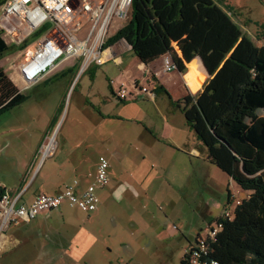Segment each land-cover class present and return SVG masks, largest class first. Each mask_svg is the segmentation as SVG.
I'll return each mask as SVG.
<instances>
[{
	"label": "crops",
	"instance_id": "obj_1",
	"mask_svg": "<svg viewBox=\"0 0 264 264\" xmlns=\"http://www.w3.org/2000/svg\"><path fill=\"white\" fill-rule=\"evenodd\" d=\"M126 23L115 20L107 42ZM263 43L257 42L259 45ZM104 58L103 64L92 63L86 67L87 70L84 69L83 75L87 71L91 74L90 88L86 90L80 85L78 97H75L74 87L64 115L65 99L76 77L83 72L81 59L59 63L52 73L26 90L16 85L6 64L3 65L5 56L0 60L9 80L25 95L22 103L0 114V181L12 192L23 191L22 202L30 203L39 193H57L75 182V190L82 192L93 181L98 158L102 155L110 162V182L96 189L100 203L108 196L127 195L126 185L118 180L122 174L118 175L112 168L114 159L121 160L123 156L118 150L119 143H128V130L120 134L117 128L114 129L118 120L132 121L144 127L148 139L145 146L147 151L157 144L195 155H200L204 150L186 124L182 111L173 105V101L183 98L194 100L211 79L199 57L186 63L183 72L166 68L169 55L145 64L134 55L130 44L121 38L112 44L106 43ZM99 69L109 81L106 91L96 89ZM59 76L69 78L63 82L62 90L57 88L54 91L50 83ZM134 82L153 89L154 96L141 95L134 100H119L116 91L122 85L130 88ZM160 86L161 89L155 90ZM43 88L46 90L41 91ZM183 128L185 133L181 131ZM119 136L124 141L116 139ZM50 138L55 143L54 153L41 161L39 149ZM229 196L228 192L227 200ZM64 204L55 210L39 213L29 223L18 221L10 224L0 236V254L8 256L12 263L21 264H90L99 255L108 256L112 249L96 243L87 221L81 223L80 212L83 211L77 208L70 210ZM99 205L95 211L87 213L89 219L86 220L99 213ZM146 228L142 230L143 233ZM156 241L160 243L158 248H165L170 243L166 242L168 238L162 242L159 239ZM190 241L192 239L188 243ZM130 247L128 243L123 245L127 250ZM158 254L161 252H154V255Z\"/></svg>",
	"mask_w": 264,
	"mask_h": 264
},
{
	"label": "trees",
	"instance_id": "obj_2",
	"mask_svg": "<svg viewBox=\"0 0 264 264\" xmlns=\"http://www.w3.org/2000/svg\"><path fill=\"white\" fill-rule=\"evenodd\" d=\"M121 38L145 64L169 55L183 72L201 59L211 79L194 100L173 105L209 161L248 192L231 219H217L222 227L208 241L207 257L218 264H264V43L249 38L214 0H132L130 18L107 44ZM12 50L0 34V60ZM24 100L0 65V114Z\"/></svg>",
	"mask_w": 264,
	"mask_h": 264
},
{
	"label": "rangeland",
	"instance_id": "obj_3",
	"mask_svg": "<svg viewBox=\"0 0 264 264\" xmlns=\"http://www.w3.org/2000/svg\"><path fill=\"white\" fill-rule=\"evenodd\" d=\"M214 1L232 15L249 38L260 43L256 35L264 34V0ZM83 34L84 30L79 33ZM10 53H14L13 50ZM83 73L84 70L76 77L74 86L65 99L63 115L67 112L74 87L76 86L75 97H78L81 86L86 90L90 88L91 74L88 71L84 75ZM97 75L96 89L100 92L108 90L109 81L105 79L101 69ZM68 78L59 76L50 83V87H54V91L57 88L60 91ZM116 123L117 127L114 125V129L117 128L120 134L124 130L129 133L126 136L128 143H119L118 150L123 156L121 160L114 159L112 168L118 175L122 174L118 180L126 185L128 192L124 197L113 195L101 200L99 213L91 220H86L87 213L80 212L81 223L87 221V227L96 237V243L112 249L108 256L99 255L90 264H181V256L188 240H193L197 233L206 235L207 222H212L224 213L228 192L231 200L232 197L234 200L246 198L248 192L238 188L226 173L208 160L203 146L204 150L200 155L165 144H157L147 151L145 146L148 139L144 134V127L126 120H118ZM181 131L185 133L186 130L183 128ZM120 137L116 139L124 141ZM64 207L73 210L69 205L64 204ZM209 218L213 219L208 220ZM145 227L147 228L143 233ZM166 238L169 245L158 248L160 243L156 240L162 242ZM126 243L131 246L128 250L123 248ZM157 250L161 252L160 255H154ZM0 264L21 263H12L8 256L0 254Z\"/></svg>",
	"mask_w": 264,
	"mask_h": 264
},
{
	"label": "built area",
	"instance_id": "obj_4",
	"mask_svg": "<svg viewBox=\"0 0 264 264\" xmlns=\"http://www.w3.org/2000/svg\"><path fill=\"white\" fill-rule=\"evenodd\" d=\"M132 0H5L0 5V34L14 53L5 56L6 68L16 85L26 90L52 73L61 62L81 59L82 69L90 64L104 63V49L111 25L115 20L128 21ZM85 34L79 35L81 31ZM42 31L41 35L34 34ZM166 68H174L166 58ZM141 95L154 96V90L140 82L130 88L122 85L116 96L121 101L138 99ZM54 141V140H53ZM55 143L44 142L39 154L41 161L51 156ZM109 159L98 158L93 181L83 190H75L76 182L54 194L39 193L30 203L21 201L23 191L12 192L0 181V236L12 223H29L40 212L52 211L67 203L85 213L95 211L100 203L98 187L109 183ZM231 195L224 213L231 219L236 205ZM230 204H233L231 206ZM218 217V218H219ZM214 219L208 223L207 233L198 234L184 251L185 264H218L207 257L208 241L214 240L222 224Z\"/></svg>",
	"mask_w": 264,
	"mask_h": 264
},
{
	"label": "flooded vegetation",
	"instance_id": "obj_5",
	"mask_svg": "<svg viewBox=\"0 0 264 264\" xmlns=\"http://www.w3.org/2000/svg\"><path fill=\"white\" fill-rule=\"evenodd\" d=\"M109 178H110V176H109ZM109 182H110V180H109ZM105 186H106V185H105ZM198 234H200V233H198ZM198 234H197V235H198ZM197 235H196V236H197ZM194 239H195V238H194ZM192 241H193V240H192ZM192 241H191V242H192ZM189 243H190V242H189ZM189 243H188V244H189Z\"/></svg>",
	"mask_w": 264,
	"mask_h": 264
},
{
	"label": "bare ground",
	"instance_id": "obj_6",
	"mask_svg": "<svg viewBox=\"0 0 264 264\" xmlns=\"http://www.w3.org/2000/svg\"><path fill=\"white\" fill-rule=\"evenodd\" d=\"M54 142L53 139H51V143Z\"/></svg>",
	"mask_w": 264,
	"mask_h": 264
},
{
	"label": "water",
	"instance_id": "obj_7",
	"mask_svg": "<svg viewBox=\"0 0 264 264\" xmlns=\"http://www.w3.org/2000/svg\"><path fill=\"white\" fill-rule=\"evenodd\" d=\"M131 46V45H130Z\"/></svg>",
	"mask_w": 264,
	"mask_h": 264
}]
</instances>
